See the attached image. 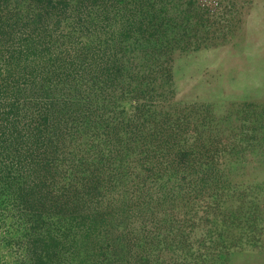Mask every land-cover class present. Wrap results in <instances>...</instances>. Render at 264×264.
Wrapping results in <instances>:
<instances>
[{"label": "trees", "instance_id": "16d2710c", "mask_svg": "<svg viewBox=\"0 0 264 264\" xmlns=\"http://www.w3.org/2000/svg\"><path fill=\"white\" fill-rule=\"evenodd\" d=\"M168 10L0 0V213L19 234V264H153V174L202 161L199 180L219 178L206 149L153 145L169 126L153 125V77L170 100L171 54L215 33L195 29L189 47ZM251 136L250 148L263 142Z\"/></svg>", "mask_w": 264, "mask_h": 264}, {"label": "rangeland", "instance_id": "374dc122", "mask_svg": "<svg viewBox=\"0 0 264 264\" xmlns=\"http://www.w3.org/2000/svg\"><path fill=\"white\" fill-rule=\"evenodd\" d=\"M153 7H174L189 47L195 29L199 38L215 31L201 47L171 54L164 103L153 60V125H169L164 137L153 133V145L206 149L202 160L219 170L210 183L199 180L202 161L168 179L153 174V264H264V136L250 148L251 135L264 134V0H153ZM10 221L0 213V264H19Z\"/></svg>", "mask_w": 264, "mask_h": 264}]
</instances>
